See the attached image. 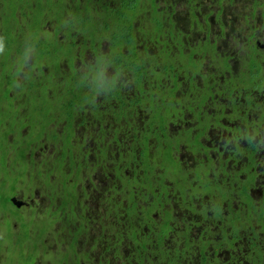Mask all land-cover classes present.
Listing matches in <instances>:
<instances>
[{
  "label": "flooded vegetation",
  "instance_id": "1",
  "mask_svg": "<svg viewBox=\"0 0 264 264\" xmlns=\"http://www.w3.org/2000/svg\"><path fill=\"white\" fill-rule=\"evenodd\" d=\"M0 42V264H264V0H0Z\"/></svg>",
  "mask_w": 264,
  "mask_h": 264
},
{
  "label": "trees",
  "instance_id": "2",
  "mask_svg": "<svg viewBox=\"0 0 264 264\" xmlns=\"http://www.w3.org/2000/svg\"><path fill=\"white\" fill-rule=\"evenodd\" d=\"M26 1H28V0H7V3L9 4V5H17V4H21V3H25ZM37 43L39 44V42L37 41ZM2 114H4L3 113V111L1 110L0 111V116L2 115ZM1 143V142H0ZM2 154H3V157L5 158V156L7 155V153L6 152H2ZM0 169H1V167H0ZM5 189H4V186H3V183L2 182H0V192L1 191H4ZM16 216H19V214H15Z\"/></svg>",
  "mask_w": 264,
  "mask_h": 264
},
{
  "label": "rangeland",
  "instance_id": "3",
  "mask_svg": "<svg viewBox=\"0 0 264 264\" xmlns=\"http://www.w3.org/2000/svg\"><path fill=\"white\" fill-rule=\"evenodd\" d=\"M11 192H12V191H11L10 189H5V191L2 193V195H3V196H9V195H11ZM57 229H60V226H58ZM23 232H24V234H25L26 237L29 236V233H30V227H29L28 224H25V227H24V229H23ZM50 237H51V239H54L55 235L52 234ZM6 264H10V262H7Z\"/></svg>",
  "mask_w": 264,
  "mask_h": 264
},
{
  "label": "clouds",
  "instance_id": "4",
  "mask_svg": "<svg viewBox=\"0 0 264 264\" xmlns=\"http://www.w3.org/2000/svg\"><path fill=\"white\" fill-rule=\"evenodd\" d=\"M3 50H4V45H3V43H2V42H0V53H2V52H3Z\"/></svg>",
  "mask_w": 264,
  "mask_h": 264
}]
</instances>
